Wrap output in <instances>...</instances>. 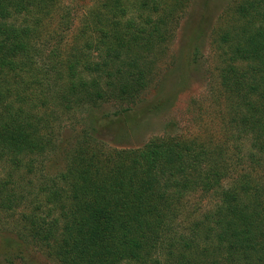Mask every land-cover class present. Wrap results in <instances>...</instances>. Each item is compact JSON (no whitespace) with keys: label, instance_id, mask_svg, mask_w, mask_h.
Segmentation results:
<instances>
[{"label":"trees","instance_id":"1","mask_svg":"<svg viewBox=\"0 0 264 264\" xmlns=\"http://www.w3.org/2000/svg\"><path fill=\"white\" fill-rule=\"evenodd\" d=\"M187 2L98 0L69 42L61 0H0V210L58 264H264V0L235 1L212 41L231 152L169 133L110 148L91 126L43 172L76 112L137 102Z\"/></svg>","mask_w":264,"mask_h":264},{"label":"rangeland","instance_id":"2","mask_svg":"<svg viewBox=\"0 0 264 264\" xmlns=\"http://www.w3.org/2000/svg\"><path fill=\"white\" fill-rule=\"evenodd\" d=\"M97 1L61 0V4L70 11L68 20L71 30L67 31L69 42L72 41V35L76 34L83 13ZM235 1L188 0L165 49L166 56L153 69L152 79L137 102L127 104L101 101L93 107L76 112L72 121L66 120L58 131L55 152L46 158L43 165L44 174H54L64 168L65 152L79 131L82 128L91 129V126L94 135L110 148L141 147L150 137L169 133L209 137L212 144L226 145L231 152V144L226 143L227 133H224L218 121L221 98L218 63L212 41L225 22L229 6ZM158 96L165 97L166 103L155 111L147 109ZM90 115L97 119L93 125L88 121L92 117ZM188 200L191 201L190 209L200 207L201 204L203 209L213 198L194 195ZM4 215V211L0 210L1 261L8 259L11 264H58L19 238L13 229V221L6 220ZM190 215H185L186 219Z\"/></svg>","mask_w":264,"mask_h":264}]
</instances>
